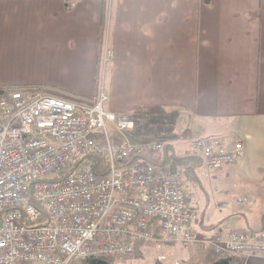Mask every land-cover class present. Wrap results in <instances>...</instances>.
Segmentation results:
<instances>
[{"label":"crops","instance_id":"1","mask_svg":"<svg viewBox=\"0 0 264 264\" xmlns=\"http://www.w3.org/2000/svg\"><path fill=\"white\" fill-rule=\"evenodd\" d=\"M100 12L101 0H0V59L16 61L0 65V84H47L91 97ZM111 48L106 109L146 123L176 108L199 134L218 131L227 148L241 142V159L249 149L240 139L228 143L232 129L245 138L256 133L264 148V0H116ZM135 130L113 136L133 143L127 134L140 139ZM191 146L179 155L193 154ZM231 166L212 179L227 180ZM222 196L225 212L208 222L192 202L198 229L260 228L264 202L247 211L227 190Z\"/></svg>","mask_w":264,"mask_h":264},{"label":"built area","instance_id":"2","mask_svg":"<svg viewBox=\"0 0 264 264\" xmlns=\"http://www.w3.org/2000/svg\"><path fill=\"white\" fill-rule=\"evenodd\" d=\"M108 31L107 24L92 104L41 91L0 96V264H72L127 256L136 245L176 243L200 244L215 255L264 256V222L257 231H202L179 172L144 159L118 164L160 152L164 143L114 138L134 125L127 114L105 108L113 59ZM191 145L213 171L234 163L242 149L217 137H196ZM89 154L100 155L106 174L94 172Z\"/></svg>","mask_w":264,"mask_h":264},{"label":"rangeland","instance_id":"3","mask_svg":"<svg viewBox=\"0 0 264 264\" xmlns=\"http://www.w3.org/2000/svg\"><path fill=\"white\" fill-rule=\"evenodd\" d=\"M112 0L108 1V8L111 6ZM15 57H1L0 65L7 64V66L15 68ZM108 67L105 73V84L107 89V73ZM102 72L100 70V79ZM94 88V87H93ZM94 93V91H93ZM133 125L137 129L134 131V134L140 139L150 136H144L143 133L153 135L161 140L164 145L169 144L173 147V151L176 154H181L182 150L191 146L192 140L196 137H217L225 139L222 134L218 131L209 134H199L198 130H195L194 122L188 120L185 116L178 112L176 108H165L158 110V114L154 117H151L146 121V123H141L142 121L134 120ZM148 123L151 124V127H145ZM187 123V124H186ZM222 124V122H220ZM134 128V127H133ZM132 128V130H133ZM126 135V134H125ZM128 138H131L133 142H137L134 135L127 134ZM231 141L235 139H240L246 141V146L249 151L247 156L241 159L240 153L236 161L231 164L232 166L228 169L231 173L227 180H215L212 179V176L218 172L213 170H207L203 165L202 168L197 170L198 181L194 184H188L185 182V190L187 197L190 198L189 205L192 204L195 199L199 201L201 208H205L206 212L204 214V222L211 221L209 216H220L225 211L224 208L216 207V203H221L225 200L222 196V192L227 190L228 193H231L232 197L238 202L239 199L243 200L244 203H236L237 207L241 210H256L255 205H261L264 202V170L261 167H264V148L259 147V136L256 133H252L246 138L241 134L240 131L232 129L229 135ZM226 144V142H225ZM234 142H232V145ZM232 147V146H231ZM189 149V148H188ZM237 197V198H236ZM244 198L247 200L245 201ZM199 207V205L197 206ZM195 208V207H194ZM196 209V208H195ZM197 210V209H196ZM257 211H252L255 214ZM183 246L184 249H181L179 252L178 247ZM173 248V249H171ZM147 250L146 254L142 257H134L131 254L127 256H121L118 258L112 259V264H227L229 261L240 263H245L246 256H234V255H221L216 256L209 249H205L200 244H179V245H168V246H151L145 247ZM167 252L166 258L159 260L157 258L158 254ZM169 257L173 258L170 259ZM236 259V260H233ZM247 262V261H246ZM72 264H91L90 262H74ZM248 264H264V259L261 257H251Z\"/></svg>","mask_w":264,"mask_h":264},{"label":"trees","instance_id":"4","mask_svg":"<svg viewBox=\"0 0 264 264\" xmlns=\"http://www.w3.org/2000/svg\"><path fill=\"white\" fill-rule=\"evenodd\" d=\"M108 1L109 0H101V12H100V19H99L100 27H99V33L97 35V41H96L95 73H94V79H93L94 93L91 97L87 98V97L57 88L52 85H47V84H24V85L0 84V96L4 98H8L12 92L19 91V90L41 91V92L55 95V96H58V97H61L67 100L80 102V103H86V104H92L93 101L95 100L98 86H99V81H100L101 56H102L103 45H104L105 28L107 24L109 26L108 38H109L110 44H112V40L114 36L116 0H112L110 8H108ZM113 2H114V6H113ZM108 84H109V81H107V85ZM136 120L140 121V118L135 119V122ZM143 135L148 136L149 134L143 133ZM172 149L173 147H171L169 144H165L163 150H161L160 152L134 155L127 159L118 160V164L129 166V165H132L138 159H144L157 166L166 167L170 171L179 172L183 184H185V182L188 184H193V183L195 184L197 181V177H198L196 173V169L198 168L199 162L201 161L200 157L197 156L196 154L179 155V154H176V152L173 151ZM87 158L92 162V167L96 174H101V175L106 174L107 166L103 163L100 155L89 154ZM210 227H212L213 229L216 228V226H210ZM179 244H187V243H177L176 245H179ZM178 248L179 249L177 250V252H179L181 249H184L183 246H180ZM146 251L147 250H145L144 246L136 245L131 255L134 257H139V256L142 257L144 255H147ZM222 255H226V254H222ZM216 256H221V255H216ZM169 258L173 259L171 257ZM112 259L113 258H101V259L100 258H96V259L86 258V259H81L79 261L90 262L91 264H94L95 262H97V260H104L106 264H112ZM233 260H236V259H233ZM227 264H238V263L235 261L233 262L229 261Z\"/></svg>","mask_w":264,"mask_h":264},{"label":"water","instance_id":"5","mask_svg":"<svg viewBox=\"0 0 264 264\" xmlns=\"http://www.w3.org/2000/svg\"><path fill=\"white\" fill-rule=\"evenodd\" d=\"M94 264H106V262L104 260H97Z\"/></svg>","mask_w":264,"mask_h":264}]
</instances>
